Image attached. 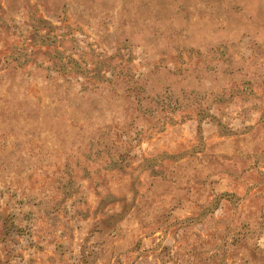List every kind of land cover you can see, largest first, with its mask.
<instances>
[{"label": "rangeland", "instance_id": "374dc122", "mask_svg": "<svg viewBox=\"0 0 264 264\" xmlns=\"http://www.w3.org/2000/svg\"><path fill=\"white\" fill-rule=\"evenodd\" d=\"M0 264H264V0H0Z\"/></svg>", "mask_w": 264, "mask_h": 264}]
</instances>
